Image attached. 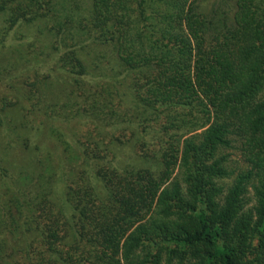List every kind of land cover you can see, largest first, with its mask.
I'll return each mask as SVG.
<instances>
[{"label":"trees","instance_id":"16d2710c","mask_svg":"<svg viewBox=\"0 0 264 264\" xmlns=\"http://www.w3.org/2000/svg\"><path fill=\"white\" fill-rule=\"evenodd\" d=\"M0 87V264H264V0H0Z\"/></svg>","mask_w":264,"mask_h":264},{"label":"rangeland","instance_id":"374dc122","mask_svg":"<svg viewBox=\"0 0 264 264\" xmlns=\"http://www.w3.org/2000/svg\"><path fill=\"white\" fill-rule=\"evenodd\" d=\"M6 91H5V89H4V87H0V97H2L3 95H4V93H5ZM233 159H238V156L237 155H234L233 156ZM236 163V162H235ZM175 175H176V173H175ZM174 175V176H175Z\"/></svg>","mask_w":264,"mask_h":264}]
</instances>
